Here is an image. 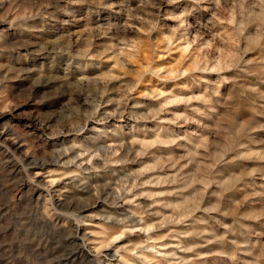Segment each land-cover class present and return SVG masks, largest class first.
I'll return each instance as SVG.
<instances>
[{
    "label": "rangeland",
    "instance_id": "374dc122",
    "mask_svg": "<svg viewBox=\"0 0 264 264\" xmlns=\"http://www.w3.org/2000/svg\"><path fill=\"white\" fill-rule=\"evenodd\" d=\"M0 264H264V0H0Z\"/></svg>",
    "mask_w": 264,
    "mask_h": 264
}]
</instances>
